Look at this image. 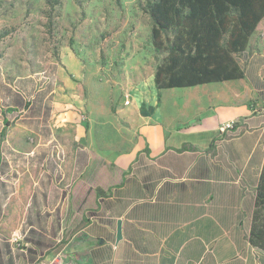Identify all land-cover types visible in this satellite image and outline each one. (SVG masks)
I'll list each match as a JSON object with an SVG mask.
<instances>
[{
	"label": "crops",
	"instance_id": "0c3cea01",
	"mask_svg": "<svg viewBox=\"0 0 264 264\" xmlns=\"http://www.w3.org/2000/svg\"><path fill=\"white\" fill-rule=\"evenodd\" d=\"M251 63L264 81V49ZM253 89L260 102L225 104L217 98L224 91L207 93L198 122L179 130L148 124L136 95L138 147L114 162L122 180L95 188L78 214L72 195L90 170L78 154L44 170L45 183L36 178L37 148L17 154L27 163L18 159L16 169L0 152V264H264V253L249 243L264 163V89ZM234 122L223 138L219 127ZM10 170L15 178L3 179ZM42 182L50 190L41 199ZM55 183L70 189L57 196Z\"/></svg>",
	"mask_w": 264,
	"mask_h": 264
},
{
	"label": "rangeland",
	"instance_id": "374dc122",
	"mask_svg": "<svg viewBox=\"0 0 264 264\" xmlns=\"http://www.w3.org/2000/svg\"><path fill=\"white\" fill-rule=\"evenodd\" d=\"M146 1L0 0V152L10 169L18 159L27 163L17 154L37 148L36 178L46 183L44 170L59 169L70 152L90 166L85 182L100 169L106 187L115 160L138 147L131 120L136 95V110L146 112L148 124L172 130L193 122L209 92L224 91L217 98L225 104L261 101L247 79L167 89L158 97L153 79L164 54L151 43ZM263 49L264 20L246 50L232 57L246 70ZM219 131L225 138L227 130ZM11 171L3 179L15 178ZM43 183L37 198L50 190ZM54 185L57 196L70 189Z\"/></svg>",
	"mask_w": 264,
	"mask_h": 264
},
{
	"label": "trees",
	"instance_id": "16d2710c",
	"mask_svg": "<svg viewBox=\"0 0 264 264\" xmlns=\"http://www.w3.org/2000/svg\"><path fill=\"white\" fill-rule=\"evenodd\" d=\"M142 10L151 22L153 48L164 54L153 79L158 97L167 89L241 79H247L255 89H264V81L254 75L252 63L244 70L232 57L246 50L250 37L264 20V0H147ZM236 126L237 122L232 123L230 130ZM99 172L96 169L73 193L75 214L90 205L95 188L104 186ZM121 180L122 172L115 166L109 185ZM249 243L264 253V163L256 188Z\"/></svg>",
	"mask_w": 264,
	"mask_h": 264
},
{
	"label": "built area",
	"instance_id": "2783aa9c",
	"mask_svg": "<svg viewBox=\"0 0 264 264\" xmlns=\"http://www.w3.org/2000/svg\"><path fill=\"white\" fill-rule=\"evenodd\" d=\"M130 104V100H126L125 101V105H129ZM232 129V123L230 124H226L225 126H223V130H230ZM37 264H53V263H47V262H40V263H37Z\"/></svg>",
	"mask_w": 264,
	"mask_h": 264
},
{
	"label": "water",
	"instance_id": "95a60500",
	"mask_svg": "<svg viewBox=\"0 0 264 264\" xmlns=\"http://www.w3.org/2000/svg\"><path fill=\"white\" fill-rule=\"evenodd\" d=\"M121 240V222H117V231H116V241L119 242Z\"/></svg>",
	"mask_w": 264,
	"mask_h": 264
}]
</instances>
